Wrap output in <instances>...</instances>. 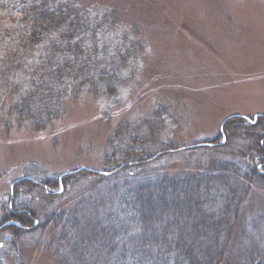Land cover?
<instances>
[{
  "label": "rangeland",
  "instance_id": "374dc122",
  "mask_svg": "<svg viewBox=\"0 0 264 264\" xmlns=\"http://www.w3.org/2000/svg\"><path fill=\"white\" fill-rule=\"evenodd\" d=\"M70 1L115 22L91 66L129 55L135 77L114 98L72 92L63 115L34 130L9 109L44 46L0 14V59L22 55L0 61L12 64L0 82V264H175L179 237L204 261L214 248L212 264H264V0ZM130 151L152 156L123 184L116 164ZM144 197L151 224L130 229Z\"/></svg>",
  "mask_w": 264,
  "mask_h": 264
},
{
  "label": "trees",
  "instance_id": "16d2710c",
  "mask_svg": "<svg viewBox=\"0 0 264 264\" xmlns=\"http://www.w3.org/2000/svg\"><path fill=\"white\" fill-rule=\"evenodd\" d=\"M2 13L9 16L10 19L13 18V22H20L17 26L22 27L24 37L29 45L44 46L42 59L31 68L30 81L9 109V114H13L16 119L27 121L34 130L48 128L55 120L60 118L63 115V102L72 92L77 94L80 92H92L96 95L114 98L118 95V92L124 89L125 82L123 83L122 79L125 76L129 77L130 80L135 77L133 75L136 70L135 67L128 68L124 64L125 60L124 62L122 61V58L126 59L129 55H119L117 63L113 62L112 65L108 64L104 65V67H98V64H96L93 67L91 66V53L95 57H101L107 52V47L105 45L98 46L96 40L105 34L104 29L112 30L115 28V22L109 21L107 13L101 17L92 16L87 7L75 4L70 0H0V14ZM0 19L2 21L0 22V33H5L7 28L3 21L7 22V20L2 17ZM130 52L132 53V51ZM21 59L22 55L14 54V57L11 56L10 60L7 61L2 57L0 61H3L6 65V63H11L14 60L15 65H20ZM11 69L12 64L5 68L0 65V82L3 81L5 83L3 76L9 75ZM240 118L244 119V117ZM257 121L251 125H257ZM139 138L136 137L134 140L137 141ZM211 145V147L215 146L212 143ZM121 155L123 156L120 160L121 164L120 162L116 164L117 170H115V173L119 175L125 174L126 177L123 184H128V182H132L130 178L136 176L135 173L128 171V169L135 166L139 167L141 165L139 158L145 157L147 152L140 156L135 155L131 151L128 154L123 153ZM151 156L147 155L146 157L149 158ZM258 158L260 159L261 157L257 156ZM262 159H264V156ZM260 166L262 165L259 164L258 167ZM173 178L174 176H162L168 187H172L174 184L177 186L178 181L176 180L177 182H175ZM59 179L61 180L62 178L59 177L57 181ZM21 181L24 182L25 180L21 179L14 182V189L15 185ZM27 181L37 186H47L50 189L52 188L50 186L53 185L48 180L32 175L27 177ZM138 182L136 184L138 188L150 185L144 184L142 181ZM60 185L64 188L63 182L59 183L58 181L57 186L59 187ZM169 194V192L165 191L166 196ZM147 198L144 197V201L140 200L141 204L139 206L142 214L139 221L137 217H126L130 229L132 225L134 229L139 224L143 226L144 220L147 221L146 223L144 222L147 228L150 226L151 223L147 220L146 214L144 215L143 213L151 209ZM14 205L17 206L16 204ZM15 223L21 224L20 222ZM13 226L15 227L16 225H11V227ZM13 230V228H9V231ZM105 232L108 234L107 231ZM93 236H96V234ZM107 237L109 236L107 235ZM162 239H164V242L167 241L164 237ZM183 239L179 237L175 240L185 247L179 246L178 253L176 252L175 256L170 258V261L175 262V264H212V258L214 259L215 254H213L211 249L214 248L207 247L209 250L207 257L211 262L209 260L204 261L197 255L193 247H187L186 240ZM141 242L144 244L150 243L145 238V235L142 236ZM166 244H169V242ZM172 249L173 247H164V250L168 253ZM146 250H143L142 256L145 257L146 255L148 258ZM150 250L152 251L151 248ZM164 254L167 256V253Z\"/></svg>",
  "mask_w": 264,
  "mask_h": 264
},
{
  "label": "water",
  "instance_id": "95a60500",
  "mask_svg": "<svg viewBox=\"0 0 264 264\" xmlns=\"http://www.w3.org/2000/svg\"><path fill=\"white\" fill-rule=\"evenodd\" d=\"M223 127H224V126H222L221 130H223ZM207 145H210V144H199V145H197V146H195V147H203V146H207ZM190 148H194V146H193V147H190ZM68 174H71V172H69ZM64 175H66V174H63L62 177H63ZM13 187H14V184H13V186H12V191H13ZM5 225H6V224H5Z\"/></svg>",
  "mask_w": 264,
  "mask_h": 264
}]
</instances>
